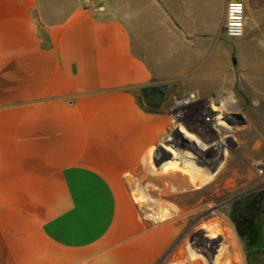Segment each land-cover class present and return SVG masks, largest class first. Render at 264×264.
<instances>
[{
  "label": "crops",
  "instance_id": "1",
  "mask_svg": "<svg viewBox=\"0 0 264 264\" xmlns=\"http://www.w3.org/2000/svg\"><path fill=\"white\" fill-rule=\"evenodd\" d=\"M96 2L0 0V264L165 263L180 225L148 223L130 176L174 99L227 92L244 53L264 65L247 7L229 38L228 0ZM164 83L154 110L141 90Z\"/></svg>",
  "mask_w": 264,
  "mask_h": 264
},
{
  "label": "rangeland",
  "instance_id": "2",
  "mask_svg": "<svg viewBox=\"0 0 264 264\" xmlns=\"http://www.w3.org/2000/svg\"><path fill=\"white\" fill-rule=\"evenodd\" d=\"M244 1L252 29L264 30V0ZM253 41L256 47L264 45V38ZM247 57L244 53L242 65H233L232 78L228 69L227 92L224 88L200 96L210 120L203 116L196 121L185 111L178 117L183 110L176 101L184 95L174 99V122L166 136L174 129L191 139L182 147L175 141L176 152L196 154L180 158L205 168L203 174L211 180L196 186L184 164L166 159L178 155L157 158L164 139L130 176L134 199L148 223L180 225L163 264H264V210L243 213L241 204L264 192V65H245ZM255 62L264 63L260 57ZM234 113L243 115L246 124L229 125L225 119Z\"/></svg>",
  "mask_w": 264,
  "mask_h": 264
},
{
  "label": "built area",
  "instance_id": "3",
  "mask_svg": "<svg viewBox=\"0 0 264 264\" xmlns=\"http://www.w3.org/2000/svg\"><path fill=\"white\" fill-rule=\"evenodd\" d=\"M85 8L96 13H101L106 10L105 6L99 5L96 0H85ZM245 21H246V6L242 0H228L226 19L224 23L225 35L229 38H241L245 33ZM177 108H181L183 111L178 114V117L184 114V111L189 113L192 118H203L205 114L202 112L203 101L200 99L196 92H189L182 98L176 101ZM206 120H210L209 116L204 117ZM197 126H199L197 124Z\"/></svg>",
  "mask_w": 264,
  "mask_h": 264
},
{
  "label": "bare ground",
  "instance_id": "4",
  "mask_svg": "<svg viewBox=\"0 0 264 264\" xmlns=\"http://www.w3.org/2000/svg\"><path fill=\"white\" fill-rule=\"evenodd\" d=\"M262 103V102H261ZM264 104V101H263ZM262 104V105H263ZM261 105V104H260ZM263 109V108H262ZM261 109V110H262ZM263 111V110H262ZM261 111V112H262ZM251 113V112H250ZM264 113V111H263ZM253 115V114H252ZM251 115V116H252ZM258 116V115H257ZM263 116V114H262ZM263 118V117H262ZM257 120V119H256ZM260 120V119H259ZM204 121V120H203ZM264 121V120H263ZM254 122V121H253ZM186 140V141H185ZM175 141H180L179 146L182 144L183 142H190L191 139H189L185 134L182 133V131L180 130H172L167 136H165L164 138V142H162V147L155 153V156L158 158H161L165 155H169V153H174L175 156L178 155V157H169L166 158L168 160H175L176 163H178L179 165L184 164L186 166V171L188 174H190V180L191 182H193L194 184H196V186H203L205 184H207L208 181L211 180V178L209 176H204V170L205 168H202V166H196V164L193 163V161H190L189 159H185V160H181L180 156L182 157H189V158H197L196 154H192L189 151H185L182 150L179 151L178 153L176 152V147L173 145ZM182 143V144H181ZM157 150V149H156ZM172 155V154H171ZM191 155V156H190ZM181 160V161H180ZM198 160V159H197ZM204 164V163H203ZM230 223V220H228ZM226 223H228L226 221Z\"/></svg>",
  "mask_w": 264,
  "mask_h": 264
},
{
  "label": "water",
  "instance_id": "5",
  "mask_svg": "<svg viewBox=\"0 0 264 264\" xmlns=\"http://www.w3.org/2000/svg\"><path fill=\"white\" fill-rule=\"evenodd\" d=\"M168 89H169V85L167 83H164V84H155V85L143 87L141 92H142V95L144 97L146 104L154 110H159L168 96L167 95ZM225 120L231 126L246 124L245 117L239 113L228 115ZM263 199H264V196H263ZM263 199L260 203L256 204L255 206L253 205L254 209L252 210L261 209L264 206ZM250 211L251 209H247V208L244 209V213H248Z\"/></svg>",
  "mask_w": 264,
  "mask_h": 264
},
{
  "label": "flooded vegetation",
  "instance_id": "6",
  "mask_svg": "<svg viewBox=\"0 0 264 264\" xmlns=\"http://www.w3.org/2000/svg\"><path fill=\"white\" fill-rule=\"evenodd\" d=\"M263 196H264V192L259 193V194H255L253 197L247 199V200L244 201L242 204L245 203V209H246V208H247V209H251V211H252L253 213H254V212H260V211L264 210V206H263L261 209H259V210H252V209H254L253 207H254L256 204H258V203H260V202L262 201ZM263 201H264V199H263ZM253 205H254V206H253ZM251 211H250V212H251ZM250 212H249V213H250ZM252 212H251V213H252ZM243 213H244V210H243Z\"/></svg>",
  "mask_w": 264,
  "mask_h": 264
}]
</instances>
